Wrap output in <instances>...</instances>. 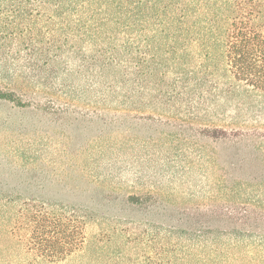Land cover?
<instances>
[{"label":"rangeland","instance_id":"1","mask_svg":"<svg viewBox=\"0 0 264 264\" xmlns=\"http://www.w3.org/2000/svg\"><path fill=\"white\" fill-rule=\"evenodd\" d=\"M178 47L158 69L150 58L146 93L129 102L92 87L75 60L74 73L45 79L0 73L1 89L51 102L45 113L0 101V188L83 221L85 245L57 264H264L260 233L214 211L232 199L264 204V140L200 135L263 134L264 90L235 82L219 59L200 68L193 43ZM9 264L28 263L16 252Z\"/></svg>","mask_w":264,"mask_h":264},{"label":"trees","instance_id":"2","mask_svg":"<svg viewBox=\"0 0 264 264\" xmlns=\"http://www.w3.org/2000/svg\"><path fill=\"white\" fill-rule=\"evenodd\" d=\"M0 0V73L45 79L59 72L87 74L91 86L118 101L141 99L153 69L195 44L202 61L219 59L237 83L264 90V0ZM149 55V56H148ZM136 60L137 83L132 66ZM41 74V75H40ZM155 74H152L154 76ZM0 101L50 113L51 102L0 88ZM200 135L214 141L264 140V133H236L212 126ZM0 188V264L16 252L27 263L57 264L83 248L84 223L73 213L48 207L18 188ZM139 198L130 197L133 204ZM216 213L241 232L264 239V204L227 200ZM249 236V235H245ZM237 248V244H235Z\"/></svg>","mask_w":264,"mask_h":264}]
</instances>
